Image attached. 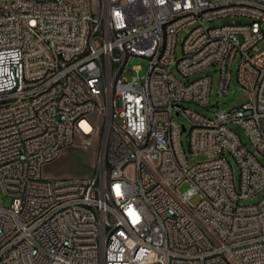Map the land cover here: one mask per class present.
I'll use <instances>...</instances> for the list:
<instances>
[{
    "label": "built area",
    "instance_id": "2783aa9c",
    "mask_svg": "<svg viewBox=\"0 0 264 264\" xmlns=\"http://www.w3.org/2000/svg\"><path fill=\"white\" fill-rule=\"evenodd\" d=\"M263 27L264 0H0V264H264V194L241 202L264 191ZM236 56L247 101L182 104L209 107L212 75L172 67L218 64L221 96ZM75 133L96 139L92 174L42 177Z\"/></svg>",
    "mask_w": 264,
    "mask_h": 264
},
{
    "label": "rangeland",
    "instance_id": "374dc122",
    "mask_svg": "<svg viewBox=\"0 0 264 264\" xmlns=\"http://www.w3.org/2000/svg\"><path fill=\"white\" fill-rule=\"evenodd\" d=\"M87 5L89 10H96L98 7V0H87ZM243 17L240 16H226L223 18H216L214 21H212V24H220L224 22H230V21H238L243 20ZM264 29V27H263ZM184 36V31H181L176 36V44H175V56L179 57L181 54V41ZM257 46L259 49L264 47V37L257 43ZM237 59L238 56H236L232 62H231V80L228 87V93L223 94L221 96H217L216 90H217V83L219 79V69L218 64H212L209 65L207 68L198 71L196 73H193L189 76L188 79H186L182 74L178 72L176 67H172L171 71L176 75L177 78L180 80L186 82L188 80H191L195 77H198L202 75L203 73H209L212 75L211 80V92L209 95L210 100V106L206 107L194 102H185L182 103L184 106L190 107L193 110L198 111L201 114L211 116L213 115L214 111H216L219 108H226L229 109L230 107L234 105L241 104L242 102H245L248 100V92L240 85V83L236 80V65H237ZM134 65H140V69L137 72V74L143 75L146 71L147 67V61L141 57H130L127 61L126 68L128 69V72H124L123 75L130 77L131 72L133 74H136V71L131 70L132 66ZM217 100V106H214L215 101ZM174 117L177 121L181 123L187 124V129L183 130L180 135L181 144L184 149L187 161L190 164L195 163L197 160H204L207 155L206 154H193L190 152L188 148V123L184 119V117L180 114H176L174 112ZM230 126L232 129L237 131L243 138L245 143L248 145L249 148H251L250 142L248 140V137L245 135L243 129L233 123H230ZM81 136L77 133L74 135V144H69L61 148L58 156L50 161L44 162L41 166V175L42 177H87L92 174L93 166L95 162V152H96V139L93 138L90 145H80L78 142L80 140ZM227 157L231 160L232 164H234L237 174L238 170L236 167V163L233 159V157L226 152ZM260 161L262 164H264V158L261 157ZM187 187L186 183H182L178 186V190L180 192H183L185 188ZM264 194V191L257 193L252 198H246L241 200L242 203H252L258 201L262 195ZM0 198L3 199L4 205H8L10 203L11 197L8 194H4L0 190ZM191 205H195L198 202V196L193 195L189 199ZM187 210L191 213V215L194 216V218L198 221V223L201 225V227L206 231L207 235L209 237H212V233L207 230L206 224L197 217L195 214V211L192 207L186 206Z\"/></svg>",
    "mask_w": 264,
    "mask_h": 264
},
{
    "label": "bare ground",
    "instance_id": "6f19581e",
    "mask_svg": "<svg viewBox=\"0 0 264 264\" xmlns=\"http://www.w3.org/2000/svg\"><path fill=\"white\" fill-rule=\"evenodd\" d=\"M6 98H14V91H6ZM48 208H38V216H47Z\"/></svg>",
    "mask_w": 264,
    "mask_h": 264
}]
</instances>
